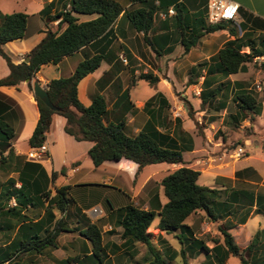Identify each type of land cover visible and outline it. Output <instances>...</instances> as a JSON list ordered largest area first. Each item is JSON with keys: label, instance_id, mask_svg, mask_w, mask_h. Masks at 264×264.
<instances>
[{"label": "crops", "instance_id": "crops-1", "mask_svg": "<svg viewBox=\"0 0 264 264\" xmlns=\"http://www.w3.org/2000/svg\"><path fill=\"white\" fill-rule=\"evenodd\" d=\"M52 1L54 0L42 2V8H38L32 14H29L27 10H21L29 16L27 33L24 39L9 42L4 47L5 52L12 58L14 64L23 63L28 58L29 53L44 38L47 25L41 17V12ZM115 1L121 4L126 11L135 8L129 0ZM154 1L159 4L161 0ZM162 1L170 7L161 15H168L172 9L176 15L175 7L176 4H179L180 8L184 10V15L192 16V21L194 16H199L204 9L201 7L203 0ZM204 1H206L208 13L209 0ZM228 1L237 3L240 6V12L235 23H225L223 30L211 34L210 39L217 42L214 45L221 43L218 52L227 42L235 39L229 33L230 29H235L234 26L238 27L240 31L239 37L243 35L241 24L246 33L245 42L253 41L259 46L261 41L264 40V0ZM15 12L18 11L12 10L11 13H8L0 10V15ZM175 15H168L167 18L160 16L153 30L149 33L148 38L157 50H154L145 42L143 34L137 33L129 20L122 14L114 24L111 35L84 47L79 52L65 58L58 65L43 66L36 76L38 83L44 88L52 80L68 78L73 75L77 66L86 57L102 54L104 60L101 67L87 76L79 85V96L83 104L89 106L95 96L102 95L110 110V121L116 122L125 119L128 135L136 136L149 124H152L160 133L169 137L167 142H175L184 151V164L179 165L157 164L140 169L134 162L121 160L119 162H105L101 167L96 168L89 156L93 144L86 141L78 142L74 137L68 135L65 132L66 119L54 115L51 130L47 134L44 143L49 148V162L40 165L43 166L49 176L52 173L58 174V188L70 187L68 197L71 194L73 203L69 204L66 213H60L56 208L52 211L56 215V220L62 219L64 221V231L61 232L59 237L72 234L80 229L78 236L80 238V249L75 257L91 256L90 242L82 236L81 232L85 230L88 224H98L101 227L103 243L110 258L123 254L129 257V260L126 259V263L130 260L137 261L140 256L138 253L140 244L125 243L121 240L123 229L117 225V217L114 212L129 204L156 213L158 221L155 224L153 223V227L149 230L152 232V240L168 242L169 235H174L177 239L180 231L166 234L160 232L157 227L160 222L159 213L168 203L161 183L170 173L182 167L199 171L201 176L209 173L213 177L210 187L219 190L221 192L219 201L227 204V207L219 208L218 214L221 218L218 220V224L222 226L226 222L232 221L234 228L229 232L233 237L235 236L234 231L238 227H243L246 233L243 237H249L250 239L258 231L264 230L262 223H259L261 228L256 230L254 234L247 232V225L253 219L259 216L264 218V215L257 213L256 204L257 200H264V153H254L252 149L246 148V145L255 144L264 151V138L253 141V138L257 135V120L264 114V94L263 99L261 98L263 105L261 116L255 117L253 122L250 120L251 116L240 122L234 120L239 112L238 103L235 101L236 97L244 90L253 91L254 93H258L257 90H259L264 93V82L262 84L260 81H256L255 84L248 82L251 77L249 68L246 73L229 77L216 73L215 71L218 69L216 55L218 52L213 56L204 58L202 62L195 59L193 52L200 45V42L183 56L184 48L181 45L180 33L173 21ZM90 19L89 17H81L82 21ZM244 51L246 53L250 52L248 48H245ZM177 53H180L179 57L174 56ZM123 56L126 57L125 65L120 61ZM154 63L157 65V70H154L151 65H154ZM159 63L165 64L167 73L175 82L181 80L182 77L187 81L190 75L189 79H193V82L199 79L201 89L204 90L205 99L209 98L211 92H216L215 97L208 99L206 102H203L202 97H199L201 103L198 102L199 99H194L190 103L191 110L188 106H183L181 108L183 112L179 113L180 116L177 119H173L169 115V109L172 105L171 99L161 91H157L147 98H136L133 91L138 84L135 83L138 80L137 76L153 72L151 74L158 78V85H163L160 82L162 78ZM142 70L144 71L142 72ZM127 72L128 77H130L128 79L124 78ZM9 73L10 70L6 61L0 56V80L6 78ZM129 80L132 82L131 84L135 83L132 88L129 84L126 85V81ZM205 81L206 83L203 85ZM236 83H241L242 86L239 87ZM254 86H256V89ZM165 89L171 91L166 87ZM128 90L129 99L125 98ZM0 106L5 107L3 117L15 131L14 153L16 157L26 158L32 149L29 141L40 118L35 94L30 89L29 82H23L18 87H0ZM225 122L228 123V127L231 122L232 126L235 127L249 123L254 129L255 135L253 138H246L242 144L243 146H240V141L230 145L229 141L231 139L216 137L217 130L222 128ZM193 123L200 124L203 135L199 136L197 134L198 128ZM56 132H58V136ZM22 141L26 144L23 148H21ZM237 146L243 147L248 154L244 158L231 159L230 157L235 153L234 150ZM229 151L234 152L229 154ZM224 155L226 157H223ZM164 165H167V167H164ZM148 168H153L150 173L147 172ZM63 170L64 174H61ZM57 187L51 186L52 196L56 195L55 189ZM78 187H83V191L87 193L80 194L76 200L72 193ZM47 205L48 203H46ZM84 206H87V210L82 211V209H85ZM110 207H112V212ZM94 209H99L101 214L94 217L91 214ZM231 211L239 212L236 220L235 217L230 216ZM79 212L82 213L83 217H80ZM249 212L246 223L240 224L242 216H246ZM44 213L43 211L41 214ZM198 214L200 212L196 215ZM196 215H193L186 222L193 232V235L188 234V238L191 240L193 238L199 239L197 232L199 233L200 230L196 222L192 220ZM204 225L206 223L201 224L200 227L203 228ZM180 247V249L175 247L173 249L178 253H181V251L186 252V257L191 254L198 255L201 252L195 247L189 248L182 245ZM71 249L76 252L75 245ZM163 252L171 253L168 249ZM146 261L149 264L152 262L151 259H146ZM71 264L98 263L94 259L84 257L77 263L72 262Z\"/></svg>", "mask_w": 264, "mask_h": 264}, {"label": "trees", "instance_id": "trees-1", "mask_svg": "<svg viewBox=\"0 0 264 264\" xmlns=\"http://www.w3.org/2000/svg\"><path fill=\"white\" fill-rule=\"evenodd\" d=\"M129 1L135 6L129 11L115 0L52 1L41 12V17L47 25L44 38L29 53V63L23 62L19 65L14 64L4 47L9 42L24 39L29 16L23 12L1 14L0 56L6 61L10 73L0 80V87H18L29 81V87L33 91V82H38L36 76L43 66L58 65L84 47L108 37L122 14L155 50L148 35L161 13L170 6H166L162 0L159 4L154 0ZM205 2L203 0L202 13L194 16L193 21L192 16L184 15V10L176 4L173 21L180 33L184 54L195 48L202 38L225 28L224 24H206ZM81 17L91 19L82 21ZM55 22H58L57 28L51 26ZM240 27L243 35L238 37V31L230 29V35L235 39L227 42L216 55L218 69L215 72L225 77L246 73L249 64L256 58H264V40L259 46L253 41L245 42L246 33L242 24ZM245 48L250 52H244ZM103 60L102 54L88 56L77 66L73 75L52 80L45 85L44 89L49 95L51 106L35 96L40 118L29 141L31 148L41 147L45 143L53 124V117L59 115L67 121L65 132L68 135L78 142L86 141L93 144L89 156L96 168L105 162L121 160L134 162L140 169L157 164H184V151L175 142H167L169 137L160 133L152 124L138 135L130 136L127 133L125 119L110 121V110L102 95L95 96L89 106L83 104L79 96V85L101 67ZM139 79L152 85L158 82V78L152 74H142ZM205 83L206 81L203 85ZM195 84L196 82L189 81V85ZM236 84L242 86L241 83ZM215 95L216 92H211L209 98L205 99L202 90L201 97L203 102H206ZM125 98L129 99V90ZM261 98L257 92L248 90L241 92L235 99L239 109L237 117H234L235 122L246 120L249 116L253 122L255 117L261 116L263 109ZM4 111L5 107L0 106V162L7 170L17 174V177H12L5 183L0 182V231L6 233L5 237L9 241L5 247H0V264H11L19 254L42 255L46 250L58 249V237L64 231V221L56 220L52 210L56 208L60 213H66L73 201L68 197L70 187H57L56 195L52 196L51 186L57 180V173L49 176L42 165L29 162L24 157H16L13 149L15 131L4 119ZM61 174H64V170ZM200 176L199 171L182 167L163 179L161 184L168 203L159 213L158 230L166 234L180 231L177 239L182 246L204 251L207 256H214L218 264H225L231 256L238 258L241 264H264V230L258 231L244 250L238 247L229 232L234 228L232 221L220 226L223 245L215 243L213 248H209L204 241L188 238L189 233L193 235L192 229L186 224L189 218L204 212L207 219L215 223L221 218L218 214L219 208L227 207L225 202L219 201L221 197L219 190L197 184ZM17 183L21 184L20 188L17 187ZM13 200L16 205L10 206ZM256 204L257 213L264 215V200H257ZM110 208L112 210V207ZM43 211L45 213L41 214ZM114 212L117 225L123 229L121 240L145 246L152 257L151 264H171L180 256L186 258L184 251L178 253L170 247L168 250L171 253L168 254L160 252L155 247L152 235L148 233L153 227L155 212L142 210L133 204ZM250 212L242 216L240 224L246 223ZM32 213L35 215L32 216ZM238 213L231 211L230 216L236 218ZM81 234L90 242L91 256H77L63 261L62 264L77 263L84 257L94 259L98 264H105L109 255L103 243L101 227L98 224H88ZM248 255L252 257L248 259Z\"/></svg>", "mask_w": 264, "mask_h": 264}, {"label": "rangeland", "instance_id": "rangeland-1", "mask_svg": "<svg viewBox=\"0 0 264 264\" xmlns=\"http://www.w3.org/2000/svg\"><path fill=\"white\" fill-rule=\"evenodd\" d=\"M44 1H46V0H0V8H1L0 10H2V12L6 11L8 13H11L12 10H17L18 12H21V10H27L29 12V14H32L38 8H42V2H44ZM206 24L210 25L208 20H207V17H206ZM57 25H58V22L51 24V26L54 28H57ZM234 27L239 32L238 33V37H239L240 31H239L238 27H236V26H234ZM210 37H211V34L202 38L200 41V45L197 46L196 50L193 52V55H195V57H196L195 59H198L199 62H202L203 59L206 57H210V56L215 55L218 52V49L221 48V45H220L221 43L219 45H214L215 43L217 44V42H214L213 40H211ZM212 45H214V46H212ZM155 50H157V49L155 48ZM158 52H160V51H158ZM179 55H180V53L174 54V56H176V57H179ZM182 55L185 56V54H182ZM123 58L126 59L125 56ZM120 61L122 62V64H124L122 57H121ZM151 65H152L154 70H157L156 63H154V65L153 64H151ZM158 65L161 67L160 68L161 69L160 76L162 79L160 82L163 85H158L159 81L156 84L152 85L145 80H140L139 76H137L138 80L135 83H138V84L133 91L135 93L136 98H139V99L147 98L150 95H153L154 93H156L157 91H161L163 94L168 95V97L171 99L172 105L169 109L170 110L169 115L173 119L179 118L178 115H179V113L183 112V109H181L183 106H186V107L188 106L189 110H191L190 109V105H191L190 103L194 99H199L198 100L199 103L202 102L200 100V98L195 94L197 89L202 90L201 89L202 86L200 84L199 79L194 81V82H196V85H189L190 75H189L187 81L184 80V77H182L181 80L179 79L178 82H175L174 79L167 73V70L165 69V64L159 63ZM248 68L250 69V72H251V77H250L248 82H252V84H255L256 81H260L262 84L264 82V60H263V58H256L253 61V63L249 64ZM143 71L144 70H142V72ZM151 73H153V72H150V74ZM125 77H126V79L130 78V77H128V72L124 76V78ZM177 79H178V76H177ZM130 80L128 82L126 81V85L129 84V86L132 88L135 83L131 84L132 82ZM134 81H135V79H134ZM165 87L171 91H167L165 89ZM254 87L256 89V86H254ZM257 91L263 99V94H264L263 91H259V90H257ZM186 94H188V96H186ZM193 125H195V127L198 128L197 134L199 136L203 135L202 127L200 126V124L198 123V125H197V124L193 123ZM256 128H257L256 129L257 135L253 138V136L255 135L254 129L250 126L249 123L248 124L244 123L242 125H239L238 127H235V126H232V122H231L230 126L228 127V123L225 122V125L222 128H220L219 130H217L216 137H219V138L226 137V138L231 139L229 141L230 145L232 143L240 141V143H241L240 146H243L242 144L246 138H253V141H259L261 138H264V114L262 117H260L257 120ZM56 135L57 136L59 135L58 132H56ZM24 145H26V144H24L22 141L21 148H23ZM237 148H239V147L237 146L235 148L234 154H233L234 151H231V152L229 151V154H233V156L230 157L231 159H236V158L239 159V158H244L247 156L246 155L243 157H238L236 155ZM246 148L252 149L254 151V153H257V152H261V153L263 152L264 153L262 148H258L255 144L254 145H246ZM223 157H226V155H224ZM46 166L49 168L48 165H46ZM164 167H167V165H164ZM151 169H153V168H148L147 172L150 173ZM49 170H51V169L49 168ZM12 177L16 178L17 174H15L12 171L7 170L5 168V166H3L0 162V182L5 183L8 181V179H10ZM212 180H213V177L209 173H206L199 178L197 184L199 186H202V187L211 188L210 185H211ZM58 185H59L58 180H56L53 184V187H57ZM211 189H213V188H211ZM83 193H87V192L83 191V187H78L72 193V196L77 200V196H79L80 194H83ZM70 195H69V198L73 201V199L71 198ZM89 200H91V199H89ZM71 203H73V202H71ZM10 206H13V201L10 203ZM83 208H85V209H82V211L87 210V206H84ZM110 211H111V209H110ZM80 212H79L80 217H83V215H81L82 213L80 214ZM29 214H31V213H29ZM91 214H92V212H91ZM34 215H35V213H32V216H34ZM192 220L194 222H196V224L198 225L197 227L200 230L199 233L197 232V237L201 241H204L207 247L213 248L215 246V243H220L223 245L224 240H223V236L220 232V226H219L218 222L212 223L211 221H209V219H207L206 214L204 212H200V214L196 215V217ZM235 220H236V218H235ZM157 221H158V217L155 218L154 224ZM203 223H206V225H204V227L202 228V226L200 227V225ZM259 223H262V226H264V218L263 217L259 216V217H256L255 219H253L247 225V232L254 234V232L256 230L261 228L259 226ZM79 231H80V229H77V231H74V233H72V234H68V235H64V236L61 235L58 238V241H59L58 242V249L46 250L42 255L19 254L14 259V262H12L11 264H62L63 261H65L67 259H71V258L75 257L76 255H78L77 253L79 252V249H80V244H79L80 238L78 237ZM15 233L11 236V239L14 237ZM148 233H150L152 235V232L148 231ZM234 234H235L234 240H235V243L238 245V247H240L241 250L246 249V247L250 244L252 239H250L249 237H247V238L243 237L244 234H246L244 228L238 227L234 231ZM5 235H6L5 232L0 231V247H5V245H7V243H9V241H7V238L5 237ZM118 240H119V238H118ZM152 241H154L153 244L155 245V247L159 251H162V253L165 249H169L170 247L171 248L175 247L177 249L181 248L179 241L176 239V236H174V235H169L168 242L167 241L162 242L161 240H159L158 242L155 240H152ZM73 244L76 247V252H73L71 249L74 246ZM138 253L140 254V256L138 257L137 261L136 260L135 261L130 260L128 263H126V259L129 260V257H126L125 255L122 254L120 256L113 257V258L109 257L108 261H106L105 264H149V263H147L146 259L152 260V257L148 253L147 248L141 244L139 245ZM247 257H248V259H250L252 257V255H248ZM171 264H218V263H217V260L214 258V256L209 257V256H207V254L204 251H201V252H199L198 255L191 254L190 256H188L186 258L179 257L176 261L171 262ZM225 264H241V263H240V260L238 258L231 256L225 262Z\"/></svg>", "mask_w": 264, "mask_h": 264}, {"label": "built area", "instance_id": "built-area-1", "mask_svg": "<svg viewBox=\"0 0 264 264\" xmlns=\"http://www.w3.org/2000/svg\"><path fill=\"white\" fill-rule=\"evenodd\" d=\"M240 12V6L232 1L228 0H209L208 3V13L207 20L210 25H219L224 23H235L238 20V15ZM168 15H175V11L172 9L169 11ZM167 14L161 15L163 18L168 17ZM124 57V56H123ZM122 57L123 62L126 63V59ZM198 97H201L202 90L197 89L195 93ZM180 115H178L179 117ZM236 155L238 157H243L247 155V152L239 147L236 150ZM27 160L32 163L44 164L49 162V148L46 144H43L41 147L32 148L26 156ZM17 187L20 188L21 184H17ZM16 203L13 200V206ZM101 214L99 209H94L92 215L97 217Z\"/></svg>", "mask_w": 264, "mask_h": 264}, {"label": "water", "instance_id": "water-1", "mask_svg": "<svg viewBox=\"0 0 264 264\" xmlns=\"http://www.w3.org/2000/svg\"><path fill=\"white\" fill-rule=\"evenodd\" d=\"M29 61L30 59L27 58L24 62L29 63ZM33 91L36 97L43 100L46 105L51 106V102L47 91L38 82L34 83Z\"/></svg>", "mask_w": 264, "mask_h": 264}]
</instances>
